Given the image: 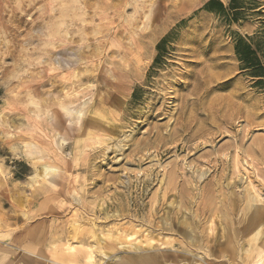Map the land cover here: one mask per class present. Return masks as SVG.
<instances>
[{
	"label": "rangeland",
	"instance_id": "obj_1",
	"mask_svg": "<svg viewBox=\"0 0 264 264\" xmlns=\"http://www.w3.org/2000/svg\"><path fill=\"white\" fill-rule=\"evenodd\" d=\"M210 1L0 0V264H264V0Z\"/></svg>",
	"mask_w": 264,
	"mask_h": 264
},
{
	"label": "trees",
	"instance_id": "obj_2",
	"mask_svg": "<svg viewBox=\"0 0 264 264\" xmlns=\"http://www.w3.org/2000/svg\"><path fill=\"white\" fill-rule=\"evenodd\" d=\"M236 0H232L228 9L218 0H211L206 5L208 12L227 13L234 11ZM237 12L230 15V21H238ZM235 51L238 61L241 64V70L249 73V76L256 80V86H264V38L255 36H238L235 40Z\"/></svg>",
	"mask_w": 264,
	"mask_h": 264
},
{
	"label": "bare ground",
	"instance_id": "obj_3",
	"mask_svg": "<svg viewBox=\"0 0 264 264\" xmlns=\"http://www.w3.org/2000/svg\"><path fill=\"white\" fill-rule=\"evenodd\" d=\"M83 1V0H82ZM100 1V0H99ZM129 1V0H128ZM85 2V1H84ZM83 2V3H84ZM126 2V1H125ZM88 4H90V3H88ZM98 4V3H97ZM137 4V3H136ZM63 6V5H62ZM138 6V5H137ZM53 7V6H52ZM97 7H100V5H98ZM140 7V6H139ZM59 8V7H58ZM124 8V7H123ZM135 8V7H134ZM97 9H99V8H97ZM147 9V8H146ZM83 10V9H82ZM78 11V10H77ZM140 11V10H139ZM84 12V11H83ZM82 12V13H83ZM41 13V12H40ZM48 13H50V12H48ZM58 13V12H57ZM142 13H143V11H142ZM46 14V13H45ZM76 14V13H75ZM78 14V13H77ZM59 15V14H58ZM47 16V15H46ZM143 16V15H142ZM141 16V17H142ZM49 17L51 18L52 16H50L49 15ZM42 18V17H41ZM134 18V17H133ZM138 20V19H137ZM74 21V20H73ZM81 21V20H80ZM71 22V21H70ZM53 24H55V23H53ZM131 24H132V22H131ZM149 25V24H148ZM62 26H64V20L63 21H60L59 22V24H58V27H57V30L56 31H54V32H49V34H47L48 35V37H50V39L47 41V44H51L52 43V41L54 40H56V41H59V42H62V38H63V36H62V34H63V32H64V30H63V28H62ZM152 26V25H151ZM150 26V27H151ZM138 27V26H137ZM139 28V27H138ZM142 28V27H141ZM78 29V28H77ZM76 29V30H77ZM79 29H81V28H79ZM144 29H145V27H144ZM144 29H142V31L144 30ZM147 29V28H146ZM74 30V29H73ZM81 31V30H80ZM141 31V30H140ZM70 32V31H69ZM143 32H145V31H143ZM87 34V33H86ZM85 34H83V36H84ZM88 35V34H87ZM59 37V38H58ZM58 42V44H60ZM65 53H66V51H67V49L65 48L64 50H63ZM73 51H75V50H73ZM76 52V51H75ZM48 53H51V52H48ZM73 53V52H72ZM71 53V54H72ZM75 55H77V53L75 54ZM61 56V55H60ZM58 57H59V55H58ZM99 59V58H98ZM57 62V64H56V66H58V68H62L63 69V65H64V63H65V58H63L62 56L60 57V60L59 61H56ZM50 64H51V62H50ZM66 64H68V63H66ZM52 66L54 65V64H51ZM55 66V68H57ZM69 67V66H68ZM54 68V67H53ZM91 72V71H90ZM75 76V75H74ZM72 93V92H71ZM75 96V95H74ZM83 108V107H82ZM77 109V108H76ZM75 109V110H76ZM33 110V109H32ZM71 111H69V113H70ZM77 113V115H78V119L82 116V110L81 111H78V112H76ZM46 116H47V114H46ZM67 116V115H66ZM18 117V116H17ZM50 121V120H49ZM80 121V120H79ZM189 123V122H188ZM184 128V127H183ZM186 128V127H185ZM188 128V127H187ZM182 132V131H181ZM177 133V132H176ZM60 137V136H59ZM185 138H186V136H185ZM193 139H194V137H193ZM65 140H66V138H65ZM28 145V144H27ZM33 145V144H32ZM54 145V144H53ZM36 147V146H35ZM61 147V146H60ZM33 149V148H32ZM36 149V148H35ZM38 150V149H37ZM40 151V150H39ZM38 152V151H37ZM43 169V171H40V173L42 172V176H43V178L42 179H44V180H47L48 181V179H50V178H52L53 176H55L56 174H57V172H58V170L56 169V167H54V166H50V165H44L43 167H42ZM4 172V171H3ZM205 174V173H204ZM2 175V174H1ZM4 175V174H3ZM34 177H36V176H34ZM7 178V177H6ZM39 178V177H38ZM37 178V179H38ZM41 179V180H42ZM37 182V181H36ZM36 185V184H35ZM250 194V193H249ZM258 197H259V195H258ZM250 198V197H249ZM255 200V199H254ZM250 210H252V209H250ZM249 211V210H248ZM4 217V216H3ZM2 217V218H3ZM7 217V216H6ZM256 217V216H255ZM1 220V219H0ZM1 222V221H0ZM253 222V221H252ZM254 228V227H253ZM260 228V227H259ZM252 229V228H251ZM255 229V228H254ZM257 233V232H256ZM258 235V234H257ZM257 238V237H256ZM255 241V240H254ZM125 245V244H124ZM196 245V244H195ZM252 246V245H251ZM122 247H124V246H122ZM239 251H241V250H239ZM195 252V251H194ZM199 253H201V252H199ZM240 253V252H239ZM206 254V253H205ZM209 254V253H208ZM104 255V258H107V255L106 254H103ZM200 255V254H199ZM252 255V254H251ZM202 257V256H201ZM90 258V260H91V257H89ZM136 258V257H135ZM194 258V257H193ZM194 261V260H193ZM91 262V261H90ZM228 262V261H227ZM262 263H264V262H262Z\"/></svg>",
	"mask_w": 264,
	"mask_h": 264
},
{
	"label": "crops",
	"instance_id": "obj_4",
	"mask_svg": "<svg viewBox=\"0 0 264 264\" xmlns=\"http://www.w3.org/2000/svg\"><path fill=\"white\" fill-rule=\"evenodd\" d=\"M22 256H20V258L17 259L16 264H41L38 261H34L32 259H21ZM50 264H60V263H56V262H51Z\"/></svg>",
	"mask_w": 264,
	"mask_h": 264
}]
</instances>
